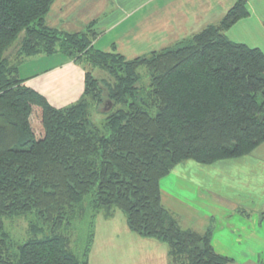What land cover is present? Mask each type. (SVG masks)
Wrapping results in <instances>:
<instances>
[{
  "label": "trees",
  "instance_id": "trees-1",
  "mask_svg": "<svg viewBox=\"0 0 264 264\" xmlns=\"http://www.w3.org/2000/svg\"><path fill=\"white\" fill-rule=\"evenodd\" d=\"M54 2L0 0V264H89L96 217L115 209L131 231L166 243L170 264H239L215 251L212 226L180 225L160 182L185 160L212 164L264 143V52L225 34L249 15L248 1L192 38L133 59L96 48L94 22L80 32L48 26ZM14 44L18 63L6 56ZM43 55L104 70L110 81L86 70L82 96L57 107L20 75L26 57ZM108 101L95 124L91 109ZM17 216L30 223L23 242L6 225ZM85 219L77 253L71 232Z\"/></svg>",
  "mask_w": 264,
  "mask_h": 264
},
{
  "label": "crops",
  "instance_id": "crops-1",
  "mask_svg": "<svg viewBox=\"0 0 264 264\" xmlns=\"http://www.w3.org/2000/svg\"><path fill=\"white\" fill-rule=\"evenodd\" d=\"M129 1L124 0L122 4L125 5ZM237 1L141 0L138 7L143 8L149 4V11L143 15L139 24L142 26L151 18L153 27L158 34V41L163 44L161 45L162 48H166L168 44L192 38L193 35L210 24L219 23ZM247 1L250 13L238 21L236 27L241 24L251 28L256 26L264 38V0ZM94 7L89 0H56L47 13L46 23L54 28L63 26L62 30L67 32H80L89 24H85L84 28L82 25L76 27L75 23L69 21L68 17L75 16L82 9L87 10ZM127 10H130L129 6ZM97 24L95 23V28ZM101 27V32L97 33L94 46L100 41L101 33L107 30L103 26ZM251 28L249 30H255ZM72 29L77 30L72 31ZM96 32H98L97 29ZM64 64L79 67L71 61ZM61 69H54L52 73ZM78 73V78L82 80L80 84H82L83 89L79 91L78 97L76 96L77 99L82 96L84 91L85 71L78 68ZM59 76L64 77L61 74L57 75L56 78ZM30 81L32 80L29 78V85ZM43 94L48 98L45 93ZM167 177H173V185L183 189L181 191L176 188L177 190L172 191V194L168 193V196L178 203L185 202L188 207L186 213L190 215L189 222L182 224L178 219L184 228H192L202 232L214 223L217 226H215L212 235V245L217 253L230 256L224 250L229 248L249 250L248 253L240 256L236 254V262L239 264H262L264 258V143L252 153L240 158L219 160L212 164L185 160L176 165L168 176L162 178L160 184ZM182 193L183 196H180ZM162 194L163 197H166L167 192L162 189ZM240 209L246 211L242 212ZM127 228H129L128 224ZM167 256L169 258L168 264H170L171 257L168 245Z\"/></svg>",
  "mask_w": 264,
  "mask_h": 264
},
{
  "label": "rangeland",
  "instance_id": "rangeland-1",
  "mask_svg": "<svg viewBox=\"0 0 264 264\" xmlns=\"http://www.w3.org/2000/svg\"><path fill=\"white\" fill-rule=\"evenodd\" d=\"M89 1H91V5L95 6L94 8L87 10L82 9L80 13H76L77 15L75 14V16L72 15L68 18L69 21L75 23L74 25L76 27L80 25L83 27L85 24L90 25L92 22L98 23L96 28L94 27L95 30H98V34L99 31L101 32V26L107 29L106 32L103 31L101 33V39L98 41V44H96V48L110 52L113 51L115 47L117 52L121 53L128 59H133L138 56L150 54L153 51L164 49L161 47L163 44L158 41V34L153 27L151 18L147 20L148 22L144 25L140 26L139 24L143 15L148 13L149 4L143 8H139L138 4L141 3V0H130L125 5L122 4L124 0ZM120 4H122V6H120ZM128 6L130 7V10H127ZM62 28L63 26L60 28L57 27V29L61 31ZM86 28L87 26L85 29ZM249 28L251 27L242 24L236 27L235 24L226 30L225 34L232 41L245 43L251 47H259L263 50V34L256 29V26H252L251 29H255L253 31L249 30ZM75 30L77 29H72V31ZM181 41L170 45L168 44L167 47H173ZM16 49L17 44H14L6 52L8 59L14 63L20 61L16 58ZM67 61V59H64L60 55L53 57L44 55L29 56L18 66L20 68V75L32 80L30 81V86L45 93L49 100L57 107L69 106L79 99H77L76 96L78 97V93L83 89V86L80 84L82 80L78 78V68L79 70L93 71V74L98 79L110 81V75L104 70L91 68L90 65L85 63H75L79 67L65 65L64 63ZM71 63H73V61H71ZM57 68L62 69L52 73V70H56ZM140 72L143 74L141 83L144 86H147L149 84V76L144 68H141ZM61 74L64 75V77L59 76V78H56L57 75ZM111 107V105L104 103L95 105L91 109V118L94 123L101 125L105 119L106 111L110 110ZM173 180V177H167L160 184L161 190L163 189L167 192L166 197L162 196V201L165 207L174 213L182 224H185L189 222L190 219V215L186 213L188 207L185 205V202L178 203L175 199L168 196L169 194H172L171 192L176 188L183 191V189L173 185ZM180 196H183V193L180 194ZM240 211L243 212L246 210L240 209ZM89 218L90 217L87 219ZM84 221V225L81 224V221H77L76 228L73 227L71 232L72 243L77 253H80L83 250L88 233L86 224L89 221H86V219ZM180 221L179 223L181 225ZM6 225L13 238L17 241L23 242L29 237L28 232L30 223L26 216L7 218ZM210 226L213 227L214 232L215 226L217 225L213 223ZM224 251L230 254L228 257L233 258L235 262L236 254L237 256H240L249 252V250H236V248H229ZM168 262L167 245L154 239H144L127 228L126 214L122 210L115 209L114 216L111 218H106L103 214H99L96 217L89 264H168Z\"/></svg>",
  "mask_w": 264,
  "mask_h": 264
},
{
  "label": "water",
  "instance_id": "water-1",
  "mask_svg": "<svg viewBox=\"0 0 264 264\" xmlns=\"http://www.w3.org/2000/svg\"><path fill=\"white\" fill-rule=\"evenodd\" d=\"M106 104H109V105H111V106H112V103H111L110 101L106 102Z\"/></svg>",
  "mask_w": 264,
  "mask_h": 264
}]
</instances>
